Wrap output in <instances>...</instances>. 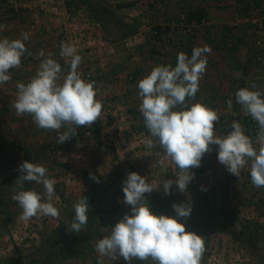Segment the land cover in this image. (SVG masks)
Masks as SVG:
<instances>
[{
  "label": "crops",
  "instance_id": "obj_1",
  "mask_svg": "<svg viewBox=\"0 0 264 264\" xmlns=\"http://www.w3.org/2000/svg\"><path fill=\"white\" fill-rule=\"evenodd\" d=\"M35 1L24 0L13 11L4 0H0V39H23L22 33L27 32L29 39L24 43L32 53L31 56L25 53L20 67L9 70L11 80L0 84V240L8 238L10 242L22 239L23 235L6 232L8 225L26 222L19 219L22 210L12 199L15 181L21 173L19 171L5 178L4 174L10 167L19 169L24 161H28L46 167L49 177L56 182L63 180L64 175L71 176L73 179L67 178L65 183L64 194L70 191L73 194L76 192V196L85 189L81 184L85 180V174L88 177L92 174L103 177L105 175L102 172L106 173L109 168L108 160L101 150L103 145L98 146L104 142V132L100 127H78L76 135L71 136V144H58L56 131L39 129L30 115H16L13 107L17 94L16 84H26L35 75L43 59L38 55L40 50L44 51L45 57L52 53L64 72L68 71L67 63L58 57L61 44L55 22L48 14L41 13L39 22L33 23ZM66 1L76 40L72 45L76 47L77 54L83 57V67L90 72L95 83L116 97L129 118L134 119L130 121L133 124L138 123L139 118L146 128L139 111L141 101L138 81L156 66L175 67L178 53L184 52L190 57L195 47L208 45L211 52L207 54L206 72L200 80V90L193 103L202 102L220 115L230 111L224 106L226 94L235 91L240 85L250 87L252 83H256L258 89L264 91V54L261 59L256 58L259 50L257 42H264V0ZM105 12L129 23L135 21L137 31L117 39V29L98 20L96 16ZM244 15H248L250 19L239 22L237 16ZM154 26H160V30H163L157 38H154V33H150ZM94 127L95 130L92 129ZM67 128L68 126H64L60 131H67ZM89 152L102 153L104 163L90 166L87 159ZM61 171L64 175L59 178ZM24 187L25 190L35 189L44 193L43 186L35 182H25ZM55 197L58 198V195L55 194ZM53 204L58 209L66 207L62 201L58 204L53 201ZM74 204L73 197L65 209L66 213L60 214L63 216L61 219H64L68 209ZM60 216L56 219H60ZM54 221L55 219H51L52 224ZM47 233L41 235V238ZM103 234L100 231L97 240ZM16 249L18 247L10 253H15ZM96 255L99 254L96 252ZM231 256L233 255H228V259ZM104 257L97 259H103L104 264H128L123 258L112 261L109 257ZM84 258V264H89L86 256ZM142 262L144 261L133 259L130 264ZM145 262L153 264L150 259ZM207 262L202 258L201 264H208Z\"/></svg>",
  "mask_w": 264,
  "mask_h": 264
},
{
  "label": "clouds",
  "instance_id": "obj_2",
  "mask_svg": "<svg viewBox=\"0 0 264 264\" xmlns=\"http://www.w3.org/2000/svg\"><path fill=\"white\" fill-rule=\"evenodd\" d=\"M23 39H0V84L11 80L10 69L19 68L21 58L31 52ZM208 45L195 47L189 57L178 53L175 67L156 66L148 75L138 81L140 106L144 124L151 137L146 142L148 149L159 146L166 157L176 166L175 180H164L162 187L166 195L171 194L175 184L182 193L194 178L192 168H199L203 156L218 146L217 159L227 171L240 178L246 166L250 170L251 183L264 187V91L256 83L235 92V101L242 111L251 116L258 126L255 140L245 134L243 125L233 120L228 127L231 131L221 135L214 131V122L219 121L216 110L202 102H192L199 92V83L206 72ZM35 75L26 84L17 82V94L13 107L17 116L30 115L39 129L56 131L58 144L73 135L78 127H89L102 113L103 105L96 99L94 81L82 78L78 71L83 57L70 43L62 42L60 57L68 64L67 73L52 53L45 57L43 50ZM229 105L232 101L229 100ZM68 126L67 131L60 129ZM163 165L164 160L159 161ZM15 181L12 199L22 210L19 219L28 221L33 217L50 216L58 218L59 209L52 200L55 196L56 181L49 177L46 167L24 161ZM92 179L99 182L96 177ZM25 182L42 185L44 193L35 189L25 190ZM160 186L146 181L145 177L130 172L123 181V203L131 206V214L110 228L108 234L99 239L96 252L112 261L123 258L130 264L133 259L153 264H201L205 252V241L195 232L186 231L181 218L190 216L192 207L188 203L173 204L176 215L154 214L145 194L159 190ZM87 197L81 196L74 204L75 216L67 224L69 232L80 233L88 223L89 204ZM97 264H104L98 260Z\"/></svg>",
  "mask_w": 264,
  "mask_h": 264
},
{
  "label": "rangeland",
  "instance_id": "obj_3",
  "mask_svg": "<svg viewBox=\"0 0 264 264\" xmlns=\"http://www.w3.org/2000/svg\"><path fill=\"white\" fill-rule=\"evenodd\" d=\"M219 118L224 120L227 127L234 120L232 111H225L221 113ZM128 120L131 121L134 119H131L128 116ZM137 120V126L141 127V129H143V131L151 137L147 129L142 126V123H140L139 118ZM240 123L243 125L242 122ZM218 125L216 128L214 126V131L221 134L218 130ZM243 127L245 129V134L255 140L258 126L256 125L254 130L249 129L244 125ZM95 128L96 127L92 129L95 130ZM100 129H103V126H101ZM228 129L230 132L231 128L228 127ZM102 139L104 141L103 144H98V146L100 147L103 145V147H105L104 150H102V148L101 150L103 154H105L109 165L108 171L106 173L102 172L105 176L99 180L101 183H104L103 185L105 189L102 192V202L100 203V208L104 209V211L101 212V215L105 223L99 227V232L101 231V233H104L101 236L103 238L104 235L108 234L110 228L119 222L125 214H131V206L123 203L124 180L114 167L112 155L107 151V146L110 145V140L109 138H106L105 135H102ZM150 139L153 138L151 137ZM130 142H133V140L129 135L128 143L125 147L129 153H133V150L136 149L139 150V155L137 157H139L140 160L134 163L136 173L145 177L147 182L154 183V186L158 187L161 185L159 190H153L152 192L162 191V184L164 180H175V173L178 169L166 157L164 151L159 146L148 149L146 144H143L134 149L131 148V145L135 144H131ZM92 147L96 148L95 146ZM211 147H213V145ZM212 151L203 156L201 166L199 168L190 169V171L194 173V178L188 184L186 193L180 192L175 184H173L171 188V190H175L177 194L181 195L183 203H188L189 200L191 201L192 214L200 211L201 215H213L214 218L209 223L210 228L208 229L205 224L201 227L194 228L189 225V222L183 221L182 218L180 219V222L185 224L186 231L195 232L203 237L206 249L203 254V259L208 260L207 258L209 257V254H215V257L219 260V264H264V187L257 188L251 183L250 170L248 166L241 171L240 178L230 174L225 166L219 163L217 159L218 154L212 155ZM161 160H164L163 165L159 163ZM63 175L64 173H62V171L59 172V178ZM62 178L63 180H57L55 183V194L58 195L59 200L54 196L52 202L55 201L56 204H58L59 201H62V203L65 202L67 207L69 201L76 196L74 195L76 192L73 194V192L67 191V193L64 194L67 178L69 180L73 178L71 176L67 177L66 175ZM88 178H90V176ZM87 181V179L82 180L81 184L84 186ZM113 203L124 207L127 212L125 214L121 212L122 214L120 215H112L105 212V210L107 211L108 207H110ZM223 205H225L229 210L232 209L239 222L248 224V232L243 235L246 242L240 241L235 238L233 234L225 233L220 229L217 224L219 220L217 219L220 217L219 211ZM66 207L64 209L59 208L60 214L62 213V215H64V213H66ZM62 215H59L60 219L63 218ZM175 215L176 214H168V216L173 217ZM51 219L54 220L56 218L50 216H38L26 221L25 224L13 222L8 225L9 227L6 228V232H14L15 234L20 233L19 235H23V237L22 239L17 238L15 241L16 243L13 240L10 242L8 238L0 240V263L3 264L6 259L12 257L14 253L11 254L10 252L12 249L17 247L24 255H35L33 253H35L37 249L36 247L42 241L41 235L48 232L46 229H52V227H54ZM237 228H239V226H237L236 229ZM97 242L98 240L96 238L93 241L92 250L86 255V260H89V264H97V261L99 260L97 258H101L99 255H96L95 249ZM6 248L8 249L6 250ZM228 255L233 256L228 259ZM77 262L78 264H84L85 259L82 254L70 259L69 261H67V259L60 261L59 264H74ZM207 263L211 264L210 260H208Z\"/></svg>",
  "mask_w": 264,
  "mask_h": 264
},
{
  "label": "trees",
  "instance_id": "obj_4",
  "mask_svg": "<svg viewBox=\"0 0 264 264\" xmlns=\"http://www.w3.org/2000/svg\"><path fill=\"white\" fill-rule=\"evenodd\" d=\"M96 16L98 20L104 21V23H106L108 26L113 25L117 29V39H122L137 31V25L135 21L129 23L124 21L121 17L111 15L109 13L106 14V12L103 14L99 13ZM160 28V26H154L150 30L152 35L154 33V38H157L159 34L163 33V30H160ZM256 56H258V54ZM243 86L246 85H240L236 90ZM241 110V106L235 101L232 109L230 110L232 111V115L234 114V120L242 122L245 127L254 130V127H252L253 125L251 122V116L243 115ZM217 125L218 130L222 135H227L229 133L227 124L223 119L219 118V121L214 122L215 128ZM212 148V155H217L218 146L213 145ZM104 149L105 147L102 148V150ZM87 159L90 166H97L104 163V157L100 152L87 153ZM92 176L96 177L97 180L103 178L97 174L90 175V178H88L87 174L84 176V179H87L88 181L84 185L85 189L79 194L88 198L87 202L89 204V211L87 213L88 223L80 233H76L74 231L69 232L67 230V224H69L75 216L73 205L68 209L64 219H55L54 227L48 231L46 236L36 247L37 249L35 253H33L36 256L32 254L24 255L16 249L13 256L9 259H6L3 264H56L60 261L77 257L81 254L83 257H85V252L87 254L90 253L92 250L93 241L99 237V227L105 223L101 215V212H103L104 209L100 208V203L102 202V192L105 190L103 185L104 183H101V181L96 182V180L91 178ZM170 191L171 194L169 195H166L163 190L145 194L149 207L154 214H176L172 205L183 203L181 200L182 198L180 194L175 192V190ZM80 195L74 197L75 202L80 198ZM105 212L112 215H120L122 213L125 214L127 211L124 209V207L113 203L110 207H108L107 211L105 210ZM219 212L220 217L217 219L219 220L217 224L219 225L220 229L225 233L233 234L238 240L246 242L243 235L247 234L248 232V224L239 222L232 209L229 210L225 205L221 206ZM213 218L214 217L212 214L201 215V212L197 211L194 214L191 213L189 217L182 219L185 222H189V225L194 228L201 227L205 224L209 229V223L211 220H213ZM237 226H239V228L236 229Z\"/></svg>",
  "mask_w": 264,
  "mask_h": 264
},
{
  "label": "built area",
  "instance_id": "obj_5",
  "mask_svg": "<svg viewBox=\"0 0 264 264\" xmlns=\"http://www.w3.org/2000/svg\"><path fill=\"white\" fill-rule=\"evenodd\" d=\"M24 0H4V2L12 8L13 11H16L19 4H21ZM247 1V0H246ZM35 12L33 17V23L37 24L39 22V18L41 13L48 14L51 19L57 25L58 33L60 34V44L62 42L65 43H76L75 37L73 35V30L71 29V17L70 10L66 0H36L35 1ZM239 22H246L250 19L248 15L237 16ZM263 41L259 40L257 42L258 47V56L257 59H261L263 53ZM60 49L58 50V57L62 60L64 58L59 55ZM65 61V60H64ZM68 65V64H67ZM69 67V66H68ZM82 73V78L87 81H94L90 72L86 70L82 63L78 69ZM95 87L97 89V96L102 105V113L100 118L92 124V126H103V132L106 138H109L110 145L107 146V151L112 155L113 164L117 172L121 175L123 180L127 179V175L130 172H136V167L134 163L140 160L137 157L138 149L133 150V153H129L126 150V144L128 143V136L132 138L135 145H131V148H137L139 145L146 144V142L150 139V137L141 129V127L134 125L130 120H128L127 113L125 112L122 104L116 99V97L102 87L100 84L95 83ZM248 87L243 86L241 88ZM237 91V90H236ZM230 91L226 94L224 98V106L228 110H231L233 104L235 102V92ZM103 92V94H100ZM229 100L232 101L231 105H229ZM243 115H246L241 110ZM252 127H256V122L251 118ZM60 131V130H59ZM60 133H62L60 131ZM129 134V135H128ZM59 133H56L58 138ZM72 138L65 141V143L71 144ZM36 164V163H34ZM19 172V169L15 166L10 167L4 174V177H10L11 175ZM26 226V225H25ZM23 227V225H22ZM25 228V227H24ZM34 229V228H33ZM208 260H210L211 264H219V260L215 257V254H209ZM141 264H146V262H142Z\"/></svg>",
  "mask_w": 264,
  "mask_h": 264
}]
</instances>
